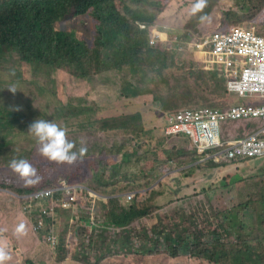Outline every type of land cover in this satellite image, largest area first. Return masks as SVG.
<instances>
[{"label": "trees", "instance_id": "16d2710c", "mask_svg": "<svg viewBox=\"0 0 264 264\" xmlns=\"http://www.w3.org/2000/svg\"><path fill=\"white\" fill-rule=\"evenodd\" d=\"M152 1L156 7L155 11L150 8ZM212 1L206 0L204 9L197 13L192 21L185 23L181 39L186 44L201 43L199 38L204 37L205 32L225 31L241 24H244L246 29L264 35V23L259 21L264 20L262 7L259 6L260 0H248L251 7L245 13L226 9L230 6L228 0H214L211 4ZM170 2L171 0H0V187H8L16 193H32L37 189L57 184L55 181L60 175H67L74 181L85 183L93 191L105 194L128 192L130 189L148 184V180L137 183L127 181L126 170L122 174L125 182L127 181L126 185H117L111 181L108 167H101L106 165L108 151H121L134 143V139L127 136L118 139L93 133L88 139L75 142L74 150L78 151L80 147L87 149L84 155L86 159L82 157V161L73 165L60 164L51 172L47 170L40 158L31 150L25 125L19 121L21 115L15 110L18 106L15 94L8 90L10 87L18 89L14 83L15 75L10 69L20 73L23 79L27 75L34 77V73L43 77L39 82L24 83L29 88V93L27 92L25 96L26 101H23L25 107L40 106L42 102L48 100L53 102L57 111L63 110L66 106L69 110L64 113L65 115L73 110L75 119L86 118L93 126H97L98 117L109 108L106 103L101 104V100L97 106H92L88 103L90 95L85 96L83 93V96L80 92V87L84 84L86 89H90L94 94H100L97 88L99 79L97 76L94 77L90 62L103 60L106 56L110 60L112 53L117 51V45L122 43L121 38L123 40L132 38L138 41V45L130 49L131 56L139 57L149 65V55L144 43L146 34L142 33L134 22L145 21L147 17L156 18L158 12L164 11ZM208 3L211 4L209 10ZM202 15L208 18L201 20ZM85 23L89 25L88 40L79 29H82L80 24ZM207 55L208 48L203 52L186 49L179 57L173 59L172 56H168L164 62L171 71L188 73L196 71L191 61L199 57L197 71L200 77L198 92L201 100L211 105L221 99L224 105L227 94L224 72L217 67L215 60L212 63L214 71L204 70V57ZM178 58L182 60V66L175 63ZM132 73L142 75L135 68H132ZM162 79H157V87L164 82ZM134 89L135 87L131 89L133 99ZM106 102L109 103V99H106ZM95 110L97 113H94ZM124 117H118L115 127L123 128L121 121ZM101 119L107 120L103 116ZM66 120L67 116H62L59 125ZM259 124L261 122L254 120L234 123L231 125L233 133L231 137L244 138L249 135V130ZM193 153L195 154L193 161L196 158L201 159L202 167H209L211 161H205L196 149ZM13 159L28 160L42 179L38 183H25L9 167ZM180 159L185 164L190 160V156L182 153ZM185 172L184 178L194 174V170ZM203 175L207 180H211L210 176L213 178L214 173L204 171ZM228 180L229 178L226 181ZM215 184L221 183L216 181ZM188 185H190L188 182L182 180L177 184L176 192L180 191L181 186ZM232 187L238 189L242 201L227 207L222 196ZM199 195L202 199H196L188 210L180 206L178 213H170L169 210L158 213L156 218L164 223L169 224L170 219H177L175 230L170 233L167 244L156 243L151 251L143 249L142 253L150 251L146 254H152L148 256L150 264H264V167L256 168L249 179L245 175H240L233 185H221L218 191L214 189L211 197L205 189H200ZM58 196L44 200L46 201L44 208L53 209L57 218L66 221L70 219L68 214L70 212H65V209L57 204ZM82 204L79 197H76L75 207L78 212L74 214L82 221L78 231L68 230L69 228L52 231L53 234L61 236L59 260L52 262L51 251H46L44 254L42 252L36 254L40 262L43 259L50 264H87L91 257L83 250H87L99 240L108 244L109 234L113 232L117 238V251H120L122 243L118 242L122 241L120 236L122 228L132 226L138 218L155 210L148 196L141 197L139 204L135 202L125 204L122 199L113 198L105 202L102 213L110 218L115 229H102L99 233L81 229L80 232L82 224L95 227L85 216ZM62 224L66 226L64 222ZM152 225L155 228L158 223ZM140 226L143 224L140 223ZM224 231L230 236L225 246L222 245ZM0 232L5 236L10 235L20 247H24L26 243L35 245L39 240V237L30 232L27 221L20 212L19 200L1 191ZM85 237H88V240ZM200 237L205 240L203 254L191 252V243ZM103 250L107 256L109 248L104 246ZM180 252L192 260L182 262L183 258L178 255ZM69 253L72 254L68 255ZM198 256H201L204 262L195 260ZM118 258L113 256L112 262L115 263L113 259ZM135 262L143 264L142 258ZM91 264H95V259Z\"/></svg>", "mask_w": 264, "mask_h": 264}, {"label": "clouds", "instance_id": "9594fccd", "mask_svg": "<svg viewBox=\"0 0 264 264\" xmlns=\"http://www.w3.org/2000/svg\"><path fill=\"white\" fill-rule=\"evenodd\" d=\"M173 1L174 0H171L164 11L158 12L159 15H157L156 18L147 17L145 21L136 20L134 22L138 29L146 34L144 43L145 50L149 55V65L148 63L146 65L141 58H134L131 56L130 49L138 45V41L132 38L126 40L121 38L122 43L117 45V51L116 53H112L110 60H108L106 56L103 60L90 62L94 77L97 76L99 79L97 88L100 94H94L90 89H86L84 84L80 87V92L83 96L84 94L85 96L90 95V101L88 103L92 106H97L98 101L101 100L103 103H106L109 108L108 111L101 114V116L105 117L107 120H102L101 116H99L97 119V126H93L86 118L81 120L75 119L73 110L65 115L64 113L69 110L66 106L63 110L57 111L53 102L48 100L42 102L40 106L33 107L28 105V107H25L23 101H26L25 96L29 88H27L24 83H26V81L39 82L43 80V77L37 76L34 73V77L27 75L25 79H23L20 73L10 69L11 73L15 75L14 83L18 89L16 90L15 87H10L8 90L15 94L14 97L18 105L15 110L19 111V115H21L19 121L25 125L26 137L31 150L34 151L36 157L40 158L46 169L50 172L60 164L73 165L74 163L82 161V157L86 159L84 155L87 149L85 147H80L78 151L74 150L75 142L84 141L93 133H101L108 138L124 139L122 138L123 136H109L105 131L117 128L115 127V122L118 120V117L125 116L121 121L123 126L121 130L122 132L129 133L127 137L133 138L134 143L121 151H108L106 165L101 167H108L111 181L117 185L125 186L127 181L137 183L141 180H148L149 182L146 185H141L130 189L128 192L119 194H105L99 192L101 196L98 197L97 200L88 203V205L93 206V211L100 207V212L97 216L104 220L100 223H93L89 220L95 227L93 228L82 224L80 232L81 229L92 230L93 233H99L102 229H115L110 218L102 213L105 202L113 198H120L125 204H132L134 202L139 204L140 202H136L137 198L141 201V197L148 196L155 210L138 218L132 226H125L122 228L120 234L122 241L118 242V244L122 243L120 251H117V238L114 232L109 234L108 244L104 243L103 240H99L94 245L89 246L87 250H83V252L95 259V264H113V256H121L128 246L134 245L142 236L149 235L151 237L155 235L157 240L162 241L158 245L162 243L167 244L170 233L175 230V220L177 218L170 219L167 228H164L162 225H158L154 228L152 224L159 222L156 218L158 217V213L165 212L166 210H169L168 212L170 213H178V207L180 206L188 210L195 203L196 199H202L201 195H199L200 189H205L207 193L209 187L205 185V181L208 180L203 175L204 171L215 173L226 169L230 165H243L232 172H226L224 174L225 179L219 181V183H221L220 185H216V191H218L221 185H233L240 175H245L248 179L251 178L253 172L246 174L250 169L247 168L246 161L259 160L264 162V156L244 155L247 153L246 145L250 140L261 139L264 141V118L261 116L234 118L231 113L232 110L245 109L257 111L260 110V108H264L263 90L239 92L232 84L240 79L241 74H245L243 73L244 69L264 68V60L260 54H256L255 52L252 53L251 57L242 56V54L238 53L235 44L227 41V38L234 32H249L262 38H264V35L258 34L254 30L246 29L244 28V24H241L225 31L216 30L212 33L205 32L203 34L204 37L199 38L202 41L201 43L186 44L181 39L182 29L185 23L192 21L193 17L204 9L206 0H194L191 5V14L185 22L182 21L181 17L176 16L175 12L172 14L170 13L171 3ZM213 1L211 4L214 3ZM228 1L230 2V6L226 7V9L230 8L234 12L245 13L251 7L250 1L243 0L247 3L248 7L246 11H242L241 9L233 7V2L236 0ZM211 4H207L208 10L211 8ZM259 6L262 7V14L264 15V0H260ZM150 8L152 11L156 10L154 2ZM23 9L25 11V7ZM207 18L206 15L200 16L201 20H206ZM259 21L264 23V20L259 19ZM167 22L174 23V25H169ZM80 26L82 27V29L79 28L80 31L83 32L84 37L88 40L90 35L89 25L85 23L84 25L80 24ZM168 42H172L173 45L167 49L165 44ZM206 48H208V55L204 58H207V61L211 64L213 60H215L217 67L224 72L223 77L225 79V89L227 93L233 92L239 97H249V99L253 97L257 103L247 106L229 103L226 94V104L222 105V100L219 99L217 100L219 103L217 107H206L201 105L204 101L201 100V96L197 91L196 97L199 105L192 108H184L176 111L174 114H166L162 111L156 112L152 117L153 123L142 129V133L147 131L149 138L152 140L151 132L157 134L155 128L160 126L161 133L157 135H162L165 142L170 143L172 146L170 150L174 152V155H160L155 147H151V144L147 146L146 151L141 155H133V147L139 150L141 148L145 149L146 144L144 142H138L137 138L140 136L139 132L141 130L138 129L134 123L125 124L127 118L132 119V122H134V118L138 119L137 114L134 112L131 89L134 88L136 84L140 83L144 87L154 88L156 92L165 91L166 99L170 100L169 104L171 106H174L178 85L181 87L180 95L182 99H184L188 91L193 87L192 80L197 79L200 83V77L197 71L199 57L191 61V65L196 71L188 73L171 71L165 65L164 59L168 56H172V58L175 59L186 49L203 52ZM218 57H224V60L220 61ZM175 63L178 66H182V60L180 58H178ZM211 64L205 62L204 70L206 66L212 67ZM132 68L141 72L142 75L133 74ZM234 72L237 74L236 77L234 76ZM158 78H163L162 80L164 82L157 87L156 81ZM106 99H109V103L106 102ZM94 113H97V110H95ZM62 116H67V120L59 125L58 122ZM249 120L259 121L261 124L249 130V135L244 138H232L231 136L233 133L231 131V125L238 122H247ZM155 123L157 125H155ZM177 138H181V140H177ZM135 141L138 144L137 146ZM175 144L179 147L174 146ZM182 146L186 148L183 149ZM194 149L198 151L199 156L204 157L205 161H211V163L216 165L212 166L210 163L209 167H202L201 159L196 158L193 161L195 157L193 153ZM111 152H113L112 157H110ZM182 153L190 156V160H187L185 164L180 159ZM116 156H121L123 162L120 166V170L113 173L112 158ZM9 167L27 184L38 183L42 179V177L38 175L37 169L26 159H13L10 161ZM255 169L256 168H254V171ZM186 170H194V174L190 177L196 179L197 186L190 189V191H185L184 188L186 186H181L179 192H176V189H170L166 180L175 182L177 188V184L185 180L183 173ZM125 171L127 173L126 182L122 177ZM148 172L151 173L149 174ZM137 174L140 176L136 177ZM226 176H229L228 181H226L228 179ZM55 182L57 184L51 187L37 189V191L32 193H16L11 191L8 187H0L1 192L19 200L20 212L26 219L30 232L39 237L35 245L26 243L24 247H20L15 244V240L12 239L10 235L6 234L5 236L0 232V264L6 263V261H4L7 259L5 250L8 251L9 256H16L21 264H50L43 259V263L40 262L38 260V255H36L38 252L44 254L46 251H51L50 259L52 262H57L59 260L58 252L61 245V236L52 233L57 217L53 209L44 208L46 202L44 200L59 195L56 199L57 204L65 209V212H70L68 213L70 216H74V213L78 212V209L75 207L76 197H79V200L83 202L81 207H85L87 204L84 194L87 193V189L90 187L85 183L70 179L67 175H60ZM164 185L167 187L168 201L176 197L184 200L183 203L174 210L166 208V203L168 201L165 204H158L162 201V198H164L162 196ZM154 189H158L157 194L154 193ZM170 196L172 197L170 198ZM140 223L143 224V226H140ZM229 237L230 236L224 231L222 240L223 246L227 244ZM85 238L88 240V237ZM204 244L205 240L203 237L195 239L190 245V251L202 253ZM65 246L67 245L65 244ZM104 246L109 248L107 256L103 250ZM70 254L72 253L68 255ZM178 255L183 258L182 262L192 260L188 259L187 255H182L181 252ZM195 260L204 262L201 256H198ZM113 261L116 260L113 259ZM91 263V260L87 262V264Z\"/></svg>", "mask_w": 264, "mask_h": 264}, {"label": "rangeland", "instance_id": "374dc122", "mask_svg": "<svg viewBox=\"0 0 264 264\" xmlns=\"http://www.w3.org/2000/svg\"><path fill=\"white\" fill-rule=\"evenodd\" d=\"M194 2V0H174L171 3V10L170 13L172 14L173 12H175L176 16L181 17L182 21L185 22L186 19L188 18V16H190L191 14V5ZM214 2V1H213ZM233 7H236L238 9H241L242 11H246L247 10V3H245L243 0H236L233 2ZM172 21V19H171ZM167 24H172L174 25V23L171 22H167ZM179 30L181 31V29L179 28ZM173 43L172 42H168L165 44V47L168 49L170 46H172ZM218 59L220 61L224 60V57H218ZM205 62L207 64H211L210 62L207 61V58L205 59ZM213 65V64H211ZM215 66V65H214ZM206 71H214L212 67H208L206 66ZM193 81V87H191L190 91H188L187 95L184 97V99H182L181 95H180V91H181V87L178 85L177 89H176V94H175V100H174V106H171L170 100L166 99V93L165 91H161V92H156L154 88L151 87H144L143 85L136 84L135 85V95H134V99H133V105H134V111L138 116V119L134 118V122H132L133 120L130 118H127L125 124H132L134 123L136 125V127L138 129H140L141 131L139 132V137L137 138L138 142H144L146 144L145 149H135L134 147L132 148V153L133 155H141L142 153H144L146 151V148L149 144H151V147H155L157 150V152L160 153V155H174V152H172L170 150V148L172 147L170 145V143H166L163 136L162 135H157L160 134V126H157L155 128V133L151 132L152 134V140L149 138V134L147 133V131H145L144 133H142V129L144 127H147L149 125H151L153 123L152 117L156 114V112L162 111L163 113L166 114H174L176 111L182 110L184 108H192L198 104L197 101V97H196V92L198 91L199 88V81H197V79L192 80ZM139 82V81H138ZM133 94V92L131 93ZM228 96V102L229 103H233V104H243L245 106L247 105H255L257 103V101L255 99H253V97H251V99H249V97H239L236 93L230 92L227 93ZM103 102H101L102 104ZM202 106H206V107H217L219 105L218 101H216L214 104L208 105L206 104V102L201 103ZM155 125H157L155 123ZM105 133L109 136H129V133L126 132H122L121 128H115L114 130H106ZM147 133V134H145ZM177 140H181V138H177ZM136 146L138 145L137 142L135 141ZM166 143V144H165ZM176 147H179L178 145H174ZM183 147V146H182ZM186 147H183V149ZM175 149V148H174ZM113 152L110 153V157H112ZM136 155V156H137ZM122 157L121 156H116L112 158V170L113 173L118 172L120 170V166L122 164ZM247 163V168H250L246 174H250L252 172H254V168H258V169H262L264 167V163L259 161V160H249L246 161ZM243 165H230L228 166L226 169L219 171V172H215L214 176L212 178V175L210 176L211 180L205 181V185H208V196L211 197L214 189L216 191V181H220V180H224V174L227 172H232L237 168L242 167ZM157 172V171H156ZM146 173V172H143ZM149 174L151 172H148ZM186 173V172H185ZM235 173H240V172H235ZM142 175V174H141ZM140 175L137 174L136 177H139ZM233 177V176H231ZM142 178V177H141ZM186 182H188V186H186L184 189L185 191H190V189L194 188L197 186L196 183V179L193 177H185L184 178ZM159 180V179H158ZM167 185L170 187V189H176V183L175 182H171V181H167ZM164 191L162 192V196L164 198H162V201H160L158 204L160 203H166L168 201V191H167V187L166 185H164L163 187ZM175 192V191H174ZM154 193L157 194L158 193V189H154ZM166 194V196H165ZM101 194L98 192H94L92 191L91 188L87 189V193L84 194L85 197V201H86V206L82 207L86 214L85 216H87L88 220L92 221L93 223H100L102 222L104 219L103 218H97V215L100 212V207L95 209L93 211V206L92 205H88V203L97 200L98 197H100ZM172 196H170L171 198ZM255 197L252 199L254 200ZM222 200L224 202V204L227 207H232L234 205H237L239 202L242 201V199L239 197V191L237 188L232 187L229 188L228 191L222 196ZM183 199L180 198H172L170 199L167 203H166V208L170 209V210H174L175 208H177L178 206H180L183 203ZM136 202H140V199L137 198ZM70 219L64 221V219L62 218H57L53 229L57 232L60 231L62 228L65 229H73V230H79V226L81 225V220L76 218V216H70ZM84 220V219H83ZM62 222H64V224L66 226H64L62 224ZM162 225L164 228L168 227V222L164 223L162 221L159 220L158 225ZM162 241L157 240L155 235H152L151 237L149 235L146 236H142L139 238V240L134 244V245H130L126 248V251L119 256V258L116 260L115 263L113 264H135V261H139V259L142 258V262L143 264H148L150 263V259L148 256H151L152 254H146L149 253L157 244H160ZM143 249H149V252L146 253H142ZM7 253V259L4 260L6 261L5 264H21L19 259L16 256H9V253L7 250H5ZM145 254V255H143ZM88 260L93 261V258H90ZM135 262V263H134Z\"/></svg>", "mask_w": 264, "mask_h": 264}, {"label": "built area", "instance_id": "2783aa9c", "mask_svg": "<svg viewBox=\"0 0 264 264\" xmlns=\"http://www.w3.org/2000/svg\"><path fill=\"white\" fill-rule=\"evenodd\" d=\"M228 42L235 44L237 51L242 56L251 57L252 53L260 54L264 60V38L257 37L252 33L234 32L228 38ZM220 47V46H219ZM241 74L240 79L232 84L239 90V92L246 91H264V68H247ZM250 74V75H249ZM234 76L237 74L234 72ZM232 117H249L261 116L264 118V108L260 110H232ZM247 156H264V141L261 139L250 140L246 145Z\"/></svg>", "mask_w": 264, "mask_h": 264}]
</instances>
